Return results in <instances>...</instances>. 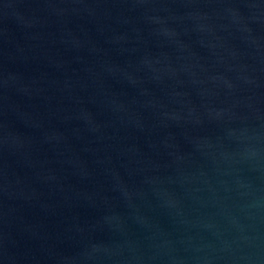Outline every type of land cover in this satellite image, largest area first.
I'll list each match as a JSON object with an SVG mask.
<instances>
[{
    "label": "water",
    "instance_id": "1",
    "mask_svg": "<svg viewBox=\"0 0 264 264\" xmlns=\"http://www.w3.org/2000/svg\"><path fill=\"white\" fill-rule=\"evenodd\" d=\"M0 264H264V0H0Z\"/></svg>",
    "mask_w": 264,
    "mask_h": 264
}]
</instances>
